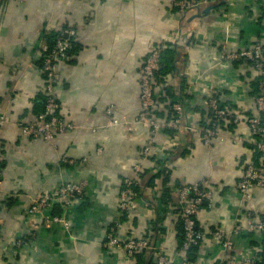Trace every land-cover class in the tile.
<instances>
[{"label": "crops", "instance_id": "0c3cea01", "mask_svg": "<svg viewBox=\"0 0 264 264\" xmlns=\"http://www.w3.org/2000/svg\"><path fill=\"white\" fill-rule=\"evenodd\" d=\"M171 0H0V264H156L151 252L128 258L105 244L115 226L122 242L144 239L173 263L221 264L225 256L205 236L190 252L181 249L182 201L177 190L209 180L212 207L203 206L196 226L208 234L227 231L247 211L264 217V191L249 190L242 202L236 190L243 167L254 155L247 127L224 124L209 147L196 131H163L145 160L150 136L135 119L140 110L142 65L154 47H165L156 74V119H168L182 104V123L192 129L207 120V92L219 91L223 106L244 118L255 115L259 76L243 61L226 62L229 51L264 46V0H213L179 15ZM74 30L68 59L57 64L58 114L64 130L50 144L21 135V126L43 109L44 76L40 47ZM178 40L180 46H172ZM177 41V40H176ZM117 120V125H111ZM230 137L243 142L232 144ZM141 187L120 215L121 181L136 177ZM264 165V160L261 161ZM84 183L83 198L29 215L36 195L61 183ZM62 216L45 229V217ZM73 238H71L70 236ZM17 238L25 245L18 246ZM231 255L256 250L264 264V235L234 236Z\"/></svg>", "mask_w": 264, "mask_h": 264}, {"label": "built area", "instance_id": "2783aa9c", "mask_svg": "<svg viewBox=\"0 0 264 264\" xmlns=\"http://www.w3.org/2000/svg\"><path fill=\"white\" fill-rule=\"evenodd\" d=\"M23 2L24 0H15ZM172 6L179 15H184L188 11L198 9L208 5L213 0H171ZM67 36L59 35L53 44L48 46L43 44L40 49L42 52L41 72L44 76V93L45 99L43 109L37 118L21 126V135L31 140H40L45 143H52L58 133H62L64 128L62 119L58 114L59 106L56 98V85L59 82L57 73V64L68 59L74 44L72 39L75 36L74 30L65 32ZM177 40V41H176ZM172 41V46H180L178 37ZM165 47H154L146 57L139 79V100L140 110L135 121L143 128L147 129L150 136L146 140L142 151L141 159L145 160L149 156L154 145V137L163 131L179 133L182 131H196L200 134L201 142L204 146L210 145L213 138L223 141L225 138L217 136V132L224 124L238 125L243 123L251 137V152L253 155L259 154L258 162L251 159L243 167L241 177L236 184V190L242 202L249 197L250 189L264 191V46L254 45L236 51H227L224 46L220 49V54L226 62L243 60L249 63L257 72L259 80L257 83V94L254 99L255 115L241 118L236 114L228 111L220 100L219 91L211 89L207 92V120L203 125L192 129L182 123V104L176 102L172 104V115L168 119L159 120L153 115L156 107V86L155 77L160 68V59ZM6 123L3 116H0V129ZM117 120H112L111 125H117ZM232 144L242 143L240 137H230ZM2 156L0 155V183L2 176ZM141 164L137 162L133 165L132 171L134 178H124L121 181L118 196V211L120 215L127 214L129 211V199L134 189L141 187L137 176L141 173ZM209 180L202 179L189 185L181 186L177 192L182 201L180 211L181 217V249L184 252H190L193 248L200 245L205 236H210L211 241L219 252L225 256L221 264H257L259 261L256 250H251L246 254L233 256L234 242L233 237L243 232L247 234L258 233L264 235V217L256 216L254 213L247 211L244 216L237 218V224L227 231L213 230L208 234L196 226V215L203 206L210 209L212 207V195L209 190ZM1 192V189H0ZM84 183H61L50 192H44L36 195L30 201L27 208V214L36 215L43 212L51 211L55 206L66 208L76 201L83 198ZM3 221L0 219V225ZM53 224L61 225L65 231L68 230V223L62 216L45 217L42 226L50 229ZM70 236V235H69ZM71 237V236H70ZM73 238V236L71 237ZM17 245H25L22 238H17ZM105 244L114 246L124 251L128 258L135 254L148 251L154 254L156 264H194L187 257L182 258L179 262L173 263L163 253V251L144 239L129 238L121 241L116 236V228L112 226L106 235Z\"/></svg>", "mask_w": 264, "mask_h": 264}, {"label": "trees", "instance_id": "16d2710c", "mask_svg": "<svg viewBox=\"0 0 264 264\" xmlns=\"http://www.w3.org/2000/svg\"><path fill=\"white\" fill-rule=\"evenodd\" d=\"M162 56H163V54H162ZM162 56H161V59H162ZM161 59H160V68H159L158 72H160L161 69H162V68H161V66H162V61H161ZM158 72H157V74H158ZM173 104H174V103H173ZM259 156H260L259 154H256V153H255V155H254V157H253V161H254V162H258V158H259Z\"/></svg>", "mask_w": 264, "mask_h": 264}]
</instances>
